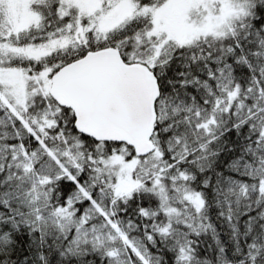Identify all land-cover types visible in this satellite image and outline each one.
I'll return each instance as SVG.
<instances>
[{
	"label": "snow or ice",
	"instance_id": "snow-or-ice-1",
	"mask_svg": "<svg viewBox=\"0 0 264 264\" xmlns=\"http://www.w3.org/2000/svg\"><path fill=\"white\" fill-rule=\"evenodd\" d=\"M0 264H264V0H0Z\"/></svg>",
	"mask_w": 264,
	"mask_h": 264
}]
</instances>
